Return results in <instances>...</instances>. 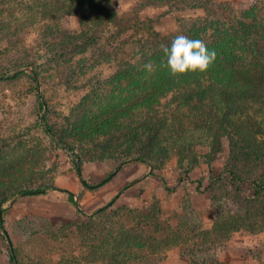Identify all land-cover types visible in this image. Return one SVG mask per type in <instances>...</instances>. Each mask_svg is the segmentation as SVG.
Instances as JSON below:
<instances>
[{
    "label": "rangeland",
    "instance_id": "374dc122",
    "mask_svg": "<svg viewBox=\"0 0 264 264\" xmlns=\"http://www.w3.org/2000/svg\"><path fill=\"white\" fill-rule=\"evenodd\" d=\"M61 1L0 2V10H3L0 15V74L24 72L19 79L0 82V194L20 188H57L50 189L45 195L12 198L3 206L4 228L16 248L20 264H117L123 259L119 257L116 263L110 261V247L115 248L114 254H121L119 247L122 245L114 242L107 247L109 241L117 238L112 234L122 227L139 232L142 223L134 220L139 217L132 212L148 210L150 212L146 215L156 219H152L155 226L161 220L160 228L166 229L169 224L173 229H184L185 234H170L160 243L146 239L149 247L133 249V259L124 258L126 264H190L176 244L183 239L186 242L193 240L195 234L196 242L202 246L213 241L211 233L215 216L220 211L216 203L225 194L229 197V208L238 211L236 218L241 221L238 225L243 228L256 224L258 228L259 219L253 222V219L246 221L242 217L252 204L246 206L234 201L232 179L226 172L231 156L227 138L221 139V148L215 151L205 145L195 146V164L188 161L180 165L174 150L160 169H153L150 163L133 158L124 162L103 159L98 144L120 132L125 135L130 128L142 126L156 113L164 111L170 115L181 103V93L173 91L148 108L135 111L121 121L119 126L122 128L106 133L103 129L96 131L95 127L103 124V111L108 109L105 106L119 101V96L127 104L135 101L136 96L133 98L131 94L137 79L128 78L121 84L110 81L116 73L117 62L113 57L103 56L104 49H107L103 48L106 44L103 39L92 46L64 39L61 34H57V38L52 33L46 34V24L51 27L58 21L56 28L64 34L82 32L78 17L61 20L66 13H54L60 8ZM216 1H230L239 9H247L250 0ZM141 5V0L119 2L129 21L133 18V11L139 10ZM163 10L147 8L140 14L144 23L150 21L162 35L175 33L181 19L204 15L201 11H187L163 16ZM50 11H53L52 16L44 19L42 14ZM36 71L40 73L37 84L30 78ZM99 83L98 96H95L93 89ZM40 104L44 107L41 108ZM231 110L238 112L237 116L247 126L246 131L257 135L264 148V110L260 103L242 100ZM157 115L155 120L160 118ZM44 118L58 134L75 143L78 151L58 146L42 126ZM167 121L170 123L173 118ZM126 140L125 135L122 142ZM115 149L113 145L111 150ZM78 154L82 156V162ZM241 159L238 173L247 181L264 174V156L258 164H245V158ZM77 164H80L81 172ZM111 175L107 182L98 186ZM242 187L249 190L250 184L245 183ZM123 189V195L113 207L99 212ZM63 190L75 195L88 217L77 211ZM251 192L254 190L240 194L247 199ZM260 212V208L251 209L252 214ZM89 217L97 219L91 222ZM143 222L145 229H151L150 223L145 219ZM233 222L232 218L226 225L234 226ZM199 230L210 233L202 236L197 233ZM2 235L0 227V264H10L8 243ZM214 252V258L204 255V261L211 264H264V232L237 231L232 233L223 248Z\"/></svg>",
    "mask_w": 264,
    "mask_h": 264
},
{
    "label": "trees",
    "instance_id": "16d2710c",
    "mask_svg": "<svg viewBox=\"0 0 264 264\" xmlns=\"http://www.w3.org/2000/svg\"><path fill=\"white\" fill-rule=\"evenodd\" d=\"M3 1L5 0H0V2ZM22 1L20 0L18 4H21ZM119 2L120 0H63L60 8L54 13L60 15L65 12L66 16H62L61 20L67 19L65 17H78L82 32L80 34L71 32L64 34L56 28L59 26L58 21L51 27L46 24L48 28L46 34L52 33L55 38H57V34H61L64 39L74 42L81 41L92 46L103 39L106 42L103 48L109 49V52L104 49L106 52L103 51V56L113 57V61L117 62L116 73L113 74L110 81L115 80L121 84L128 78L137 79L134 84L136 88L134 87L131 94L133 98L136 96L135 101L127 104L119 96V101H113L105 106L104 108L108 109L103 111V127L101 125L95 127L96 131L103 129V133H106L118 127L122 128L119 126L121 121L135 111L148 108L149 105L160 101L173 91L181 93L179 95L181 103L169 113L170 115L164 111L156 113L155 115L158 114L157 116L160 117L158 120H155L154 115L142 126L130 128L129 132L125 134L128 137L126 142H122L125 135L120 132L113 138L98 144V147L103 151V159L110 158L124 162L133 158L150 163L153 165V169H160L164 167L170 158V152L174 150L180 165H184L188 161L195 164L196 157L193 152L195 146L205 145L215 151L217 148H221L222 138L229 140L231 156L226 166V172L232 179L230 184L234 188V201L242 202L246 206L252 204V207L247 210V214L242 217H245L246 221L253 219V222L259 219L257 224L260 226L257 228L256 224H250L252 226L241 228L238 225L241 221L236 218L238 211H232L229 208L227 194L217 200L216 206L220 211L215 216L216 223L211 233L213 241L208 244L209 246L197 243L196 234L193 236V240L186 242L183 239L176 244L181 249V255L188 259L190 264H211L210 261H204V255L214 258L216 254L214 251L223 248L232 233L240 230L255 234L264 232V174H258L247 181L244 176L238 173L241 169V158H245V164L251 162L258 164L260 158L261 162L263 160L264 154L260 155V153H263L264 148H262L257 135L253 136L246 131L247 126L237 116L238 112L236 114L231 110L242 100L258 101L264 110V0H250L247 9H239L230 1L141 0V8L133 11V18L130 21L121 11ZM147 8L164 9L163 16L187 11H201L204 15L181 19L175 33L162 35L155 30L150 21L146 24L140 19L141 12ZM2 11L0 10V15ZM52 13L53 11L48 14L43 13V18L51 17ZM93 33L95 34L93 35ZM181 34L201 39L209 50L215 51L216 59L206 72H190L173 76L163 63L165 57L161 45H170L172 39ZM128 39L130 42H126ZM63 45L64 43L59 46ZM149 61L154 65L152 72L143 68V65ZM23 74L24 72L21 71L3 72L0 74V82L19 79ZM30 78L37 84L40 82V73L36 71ZM100 84L94 86L95 96H98L97 89L100 88ZM40 106L43 108L44 104H40ZM171 118L173 121L168 123L167 120ZM42 126L45 127L49 135L53 136L58 146L69 151H78L77 145L69 142V138L58 134L46 118L43 119ZM113 145L116 147L115 150H111ZM78 155L82 162V156ZM112 175L98 186L107 182ZM219 182L222 183V179H219ZM245 183L250 184L249 190H254V193L251 192V196L248 194V200L240 194L249 191L242 187ZM50 189L57 188H20L15 192L5 191L0 194V227L2 236L8 243L7 251L10 264H20V260L9 233L4 228V221L1 217L5 211L3 206L12 198L21 199L45 195ZM125 189L120 191L99 212L103 213L113 207ZM63 192L68 194L69 202L74 205L77 211L88 217L80 207L75 195L68 190H63ZM253 208H260L261 212L252 214L251 209ZM148 211L132 212L133 215L136 213L139 217L134 220L142 223V230L139 232H134L133 228L122 227L112 234L117 238H114L112 242L109 241L107 247H110L114 242H120L122 246L119 247L121 254H114L115 248L110 247L112 250V253H109L110 261L116 263L121 257L123 260L117 264H126L127 260L124 258L133 259L135 254L133 249L149 247L146 239L160 243L166 241L170 234L173 236L185 234L184 229L176 230L169 224H166V229L160 228L161 220L155 226L152 219H156L146 215ZM232 218L234 226L228 227L226 224ZM96 219L97 217L91 218V222ZM144 219L151 224V229L143 227ZM180 231L181 233H179ZM144 233L145 235H143ZM197 233L203 236L210 232L199 230Z\"/></svg>",
    "mask_w": 264,
    "mask_h": 264
},
{
    "label": "clouds",
    "instance_id": "9594fccd",
    "mask_svg": "<svg viewBox=\"0 0 264 264\" xmlns=\"http://www.w3.org/2000/svg\"><path fill=\"white\" fill-rule=\"evenodd\" d=\"M165 57L163 63L173 76L187 73H204L216 59L215 51L209 50L201 39L191 38L187 35L175 36L170 45H161ZM143 68L154 71L151 61L145 63Z\"/></svg>",
    "mask_w": 264,
    "mask_h": 264
},
{
    "label": "water",
    "instance_id": "95a60500",
    "mask_svg": "<svg viewBox=\"0 0 264 264\" xmlns=\"http://www.w3.org/2000/svg\"><path fill=\"white\" fill-rule=\"evenodd\" d=\"M78 166H79V167H78V168H79V172H81V167H80V164H79Z\"/></svg>",
    "mask_w": 264,
    "mask_h": 264
}]
</instances>
